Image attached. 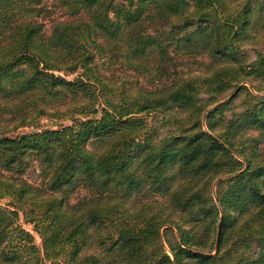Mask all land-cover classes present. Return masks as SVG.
Listing matches in <instances>:
<instances>
[{"label": "trees", "instance_id": "1", "mask_svg": "<svg viewBox=\"0 0 264 264\" xmlns=\"http://www.w3.org/2000/svg\"><path fill=\"white\" fill-rule=\"evenodd\" d=\"M54 1L0 0V264H264V0Z\"/></svg>", "mask_w": 264, "mask_h": 264}, {"label": "rangeland", "instance_id": "2", "mask_svg": "<svg viewBox=\"0 0 264 264\" xmlns=\"http://www.w3.org/2000/svg\"><path fill=\"white\" fill-rule=\"evenodd\" d=\"M47 7H48V12L46 13L47 18H45V21H46L45 32L46 33H48L50 31L49 18L59 17V16H61V14L63 12V7H61V6L59 7L54 0H47ZM257 50L264 51V46L261 44H246L243 47V52L245 54V57L248 60L253 59L255 57ZM194 59H195V57L191 58V61H193ZM191 66H192V68H195L197 66V64L192 62ZM99 68L107 76L112 75V73H111L112 70L109 67H106V65L102 64L99 66ZM81 72H82V69H80L79 71H76L74 73L67 74L66 77L71 79L77 75H80ZM125 73L126 74H123V76L128 77V79H129L127 72H125ZM115 74H117V72L114 73L113 75H115ZM137 80H139V82L141 84H144V85L148 84L147 79L141 75L137 78ZM254 82L256 83L257 81L255 80ZM235 102H237L239 104L240 101L237 99ZM241 108H242V106H239V107H237V110L241 109ZM149 119L152 120L151 117H149ZM71 122H72V119L70 117H63V116H57V115L41 117V118H38L37 120H35L34 122H32L31 124L24 125V126L18 128L17 130H15L14 132H11V133L14 134V133L30 132V131L42 130L45 128L56 129V128L66 126V125L70 124ZM36 171H38V170L37 169L36 170L31 169L30 171L27 172L26 175L31 181L36 180V178H37ZM79 193L81 194V191ZM74 196H76V195H74ZM0 202L4 203L5 200H1ZM21 223H22V221H21ZM23 225L26 229H28L33 234L35 243L40 246L41 245V239H40L38 232L33 228V225L32 224H26V223H23Z\"/></svg>", "mask_w": 264, "mask_h": 264}]
</instances>
